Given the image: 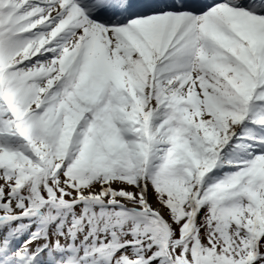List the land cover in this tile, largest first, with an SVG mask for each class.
Masks as SVG:
<instances>
[{
	"label": "snow or ice",
	"instance_id": "1",
	"mask_svg": "<svg viewBox=\"0 0 264 264\" xmlns=\"http://www.w3.org/2000/svg\"><path fill=\"white\" fill-rule=\"evenodd\" d=\"M0 264H264V0H0Z\"/></svg>",
	"mask_w": 264,
	"mask_h": 264
}]
</instances>
